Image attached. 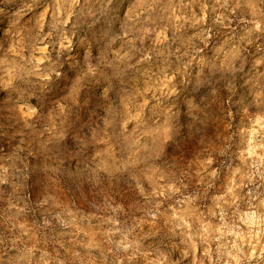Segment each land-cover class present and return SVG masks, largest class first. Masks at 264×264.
<instances>
[{"label": "clouds", "instance_id": "obj_1", "mask_svg": "<svg viewBox=\"0 0 264 264\" xmlns=\"http://www.w3.org/2000/svg\"><path fill=\"white\" fill-rule=\"evenodd\" d=\"M161 2L0 0V264H264V0Z\"/></svg>", "mask_w": 264, "mask_h": 264}, {"label": "rangeland", "instance_id": "obj_2", "mask_svg": "<svg viewBox=\"0 0 264 264\" xmlns=\"http://www.w3.org/2000/svg\"><path fill=\"white\" fill-rule=\"evenodd\" d=\"M83 2L84 0H81V4H83ZM172 2H173V5H175L179 3V0H172ZM150 3H151V0H149V4ZM205 3L207 4V9L205 12L202 13L200 6L201 4H205ZM166 4H167V0H162L160 4L153 5L152 9H154V12L156 14H160L164 11V7L166 6ZM184 5L185 7L182 10L185 12V14H188L190 11H195L197 15H206L207 23L203 27H212L213 18L216 14H218V13L211 12V9L214 5V0H184ZM92 6L97 7V8L99 7V5L95 3V0H92ZM48 19L50 20L51 17L49 16ZM73 22H75V17L73 18ZM69 27H71V24L69 25ZM232 28L236 29V32L232 33L233 37L238 39L237 34L240 33V29L236 28L235 22L232 24ZM199 30H200L199 28L194 29L191 26H188L186 29L183 30V32L186 36H193ZM228 34H229L228 29L226 28L221 29L218 26H216V27H213V31H212L211 37L207 45L203 44L200 40H194L192 44H194L198 49H202V52H201L202 56L211 58L214 56V54H216L217 49L221 48L222 45L224 46V51H228L230 45L225 44V41L228 39ZM168 35H171V33H168ZM74 43H76V41H74ZM178 46L179 45H176L174 46V48ZM189 50H190V46L181 48L182 52L189 51ZM243 50H244V54L247 55L250 59H259L262 55H264V35L260 36L259 39L254 40V42L251 44L243 45ZM49 51H51V49H49ZM223 55H224L223 52L219 53L220 59H223ZM173 59L175 58L173 57ZM260 71L264 72V64L260 65ZM237 163H239V161H237ZM185 167H187V165H185ZM196 170L197 169L195 165H193V172H195ZM198 183L199 182L197 181V184ZM226 184H227V178L225 177L222 180V182H218L216 184L215 188L209 189L207 196H205L202 199H198L197 204H196L197 214H200V213L204 214V216L206 217L205 223H212L214 226L218 227L217 219L215 217H208V213L209 211L213 209L212 196L224 195L226 191V187H225ZM225 199H227V197H225ZM166 206L167 205H165V207ZM246 210H247L246 206L241 204L240 212H244ZM233 211H236V209L233 208L229 210V216H231V213ZM147 229H148V226L145 227L146 231ZM261 239H262V242H264V238H261ZM213 247H215V244H213ZM201 254H202V249L200 252L197 253V255H201ZM176 258H178V253L173 255V259H176ZM139 264H144V262L140 261ZM221 264H223V262H221Z\"/></svg>", "mask_w": 264, "mask_h": 264}]
</instances>
